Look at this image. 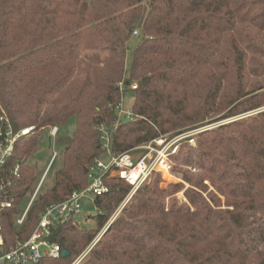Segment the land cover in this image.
Wrapping results in <instances>:
<instances>
[{
	"label": "trees",
	"instance_id": "obj_1",
	"mask_svg": "<svg viewBox=\"0 0 264 264\" xmlns=\"http://www.w3.org/2000/svg\"><path fill=\"white\" fill-rule=\"evenodd\" d=\"M128 93L135 96L132 120L122 122ZM262 108L264 0H0V117L16 131L36 127L16 145L22 181L5 223L8 247L29 238L48 206L88 185L90 167L107 153L103 127L111 153L120 155L162 135L246 115L199 133L196 147H179L170 157L176 167L199 170L182 175L193 186L187 202L167 204L182 185L163 189L155 173L83 264H264ZM73 119L72 136H62ZM55 126L62 150L54 184H43L18 226L20 206L41 179L26 162L41 132ZM206 181L213 188L207 196ZM108 186L95 202L96 228L57 226L51 241L70 257L43 264H71L94 240L131 190L119 179Z\"/></svg>",
	"mask_w": 264,
	"mask_h": 264
},
{
	"label": "built area",
	"instance_id": "obj_2",
	"mask_svg": "<svg viewBox=\"0 0 264 264\" xmlns=\"http://www.w3.org/2000/svg\"><path fill=\"white\" fill-rule=\"evenodd\" d=\"M133 35L138 36L139 31H134ZM49 129L50 137L56 144L59 128L55 126ZM35 131V126L24 127L16 131L6 115L0 117V264H43L45 259L60 258L61 247L51 241L53 230L57 226L70 222L76 225V219L83 212L85 203L95 204L99 197L108 194L110 192L108 182L113 179H119L131 186V190L125 198L124 205H126L134 193L148 183L155 173L171 171L170 157L178 153L180 147L178 143L182 140V137L170 141L164 138L154 140L134 149L146 150V153L141 157H137L130 151L113 155L110 151L108 133L103 127L102 140L103 147L107 150V158L97 159L90 167L88 185L83 189L73 191L63 202L48 206L40 215L39 222L29 238L22 240L17 237L15 244L8 247L4 238L5 223L10 212L17 207L14 190L22 181L21 165L23 161H14L16 145L20 140L33 135ZM57 158L58 153L56 152L24 211L20 212L16 219L18 226L25 222L28 212ZM82 257L74 261L73 264H77Z\"/></svg>",
	"mask_w": 264,
	"mask_h": 264
},
{
	"label": "rangeland",
	"instance_id": "obj_3",
	"mask_svg": "<svg viewBox=\"0 0 264 264\" xmlns=\"http://www.w3.org/2000/svg\"><path fill=\"white\" fill-rule=\"evenodd\" d=\"M137 37L138 36H133L132 39L127 43V52L129 54L133 51V49L135 48V46L138 42ZM95 57H96V54H88L87 56H85V58L88 60H93ZM102 58H103V60H106L109 63H110V61L113 60V57L108 53L102 54ZM90 66H91V63L89 61H87L84 64V69L87 70ZM134 88H136L135 85L133 86V89ZM134 100H135V96L132 93L125 94V96L123 97L121 104H120L121 109L119 110V119L122 122H127V121L132 120V111H133ZM260 111H264V108L260 109ZM244 117H246V115L238 117L236 119H240V118H244ZM236 119H234V118L228 119V120L218 122L215 124L207 125L205 127H201L199 129H195L193 131L186 132L180 136H174L173 137L172 134H166V135L160 136V138H164L167 141H170V140L182 137V140L178 143V145L180 147H184L187 145L191 146V147H196L197 146V136L199 133L206 131V130L217 128L218 126H221L224 124L231 123ZM74 128H75V119L70 121L66 126H64L61 129V135L65 136V137L72 136ZM144 145H146V144H144ZM141 146H143V145H141ZM141 146H138V147H141ZM138 147H136V148H138ZM186 149L187 148H185V150ZM61 150H62L61 147H59L57 144H55L54 140L50 137V129L46 128L40 134L39 145H38L37 151L30 158H28V160L26 162L27 166L35 169L36 172L39 174V177L42 178L47 167H48V165L50 164V161L52 159L53 154L56 152L58 153V158L55 161V163L53 164L51 170L49 171V174L47 175V177L44 181V189L51 188L54 184L55 172L60 167ZM130 152L137 155V157H141L143 154L146 153V150L138 149V150H131ZM106 158H107V154H103L101 157V159H106ZM170 162H171V166H172L171 171L169 173H167V172L160 173V177H161L160 187L163 189H168V188L172 187V185H174V184H181L182 187H181L179 193L173 195L170 198H167L166 202H167V204H169L170 199H177L180 202H187L186 193L188 191L192 190L193 186L189 183H186L183 180L182 175L185 171H189L192 174L198 175L199 170H198L196 165H192L190 167H185V166L176 167L177 166L176 162L174 164L171 159H170ZM152 179H155V177H152L149 180V182H148L149 184L152 182ZM205 184L209 185V188H210L209 191L205 194L207 196L210 191H213V188L210 186V183L208 181H206ZM135 193H134V195H135ZM131 200L126 205H124L125 199L122 201V203L112 212L108 222L97 233L94 240L78 256L73 258L71 264H73L74 261L78 260L81 256H83V257L81 258V260L77 264H83L88 259L91 251L95 248V246L98 244V242L104 236L105 232L108 230L110 225L119 217V215H121V213L126 208V206L131 202ZM26 205H27V203H24L20 206L21 213L24 211ZM97 212H98V210H97L95 204H92L90 202H86L85 207L83 209V212L76 219V225L83 230L95 229L96 228L95 215L97 214ZM85 252H86V254L83 255V253H85Z\"/></svg>",
	"mask_w": 264,
	"mask_h": 264
},
{
	"label": "water",
	"instance_id": "obj_4",
	"mask_svg": "<svg viewBox=\"0 0 264 264\" xmlns=\"http://www.w3.org/2000/svg\"><path fill=\"white\" fill-rule=\"evenodd\" d=\"M149 82V79L146 78L143 80V85H147ZM62 258H69L70 257V252L66 249L62 250V254H61Z\"/></svg>",
	"mask_w": 264,
	"mask_h": 264
}]
</instances>
